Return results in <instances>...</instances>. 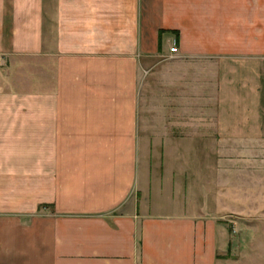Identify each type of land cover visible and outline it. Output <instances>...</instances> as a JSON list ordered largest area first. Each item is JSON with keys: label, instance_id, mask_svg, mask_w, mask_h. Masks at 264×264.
Segmentation results:
<instances>
[{"label": "crops", "instance_id": "1", "mask_svg": "<svg viewBox=\"0 0 264 264\" xmlns=\"http://www.w3.org/2000/svg\"><path fill=\"white\" fill-rule=\"evenodd\" d=\"M164 57L216 134L162 167L138 96ZM0 59V264H221L222 218L263 207L264 0H0Z\"/></svg>", "mask_w": 264, "mask_h": 264}, {"label": "rangeland", "instance_id": "2", "mask_svg": "<svg viewBox=\"0 0 264 264\" xmlns=\"http://www.w3.org/2000/svg\"><path fill=\"white\" fill-rule=\"evenodd\" d=\"M169 63L173 64L174 61L169 62V57H164L150 65L151 69L144 74L138 96L139 152L142 158L149 154L151 162L162 167L169 163V151L176 148L181 150L182 146L192 147L194 151L198 146L195 143L198 136L216 134L215 128L211 126L214 114L206 113L204 116L199 111L196 66L175 67L173 72L178 73L179 79L169 83ZM203 118L207 120L208 126L198 127V121ZM183 137L191 138L186 140V145L170 143ZM153 157L159 159L154 160ZM238 178H241V187L246 182L251 183L244 174ZM257 191L254 196L261 197L260 191ZM262 203L261 210L253 208L250 216L231 213L222 218L221 223L226 228L228 238L224 242L227 248L220 254L221 264H264Z\"/></svg>", "mask_w": 264, "mask_h": 264}, {"label": "built area", "instance_id": "3", "mask_svg": "<svg viewBox=\"0 0 264 264\" xmlns=\"http://www.w3.org/2000/svg\"><path fill=\"white\" fill-rule=\"evenodd\" d=\"M177 51H178V48H177V46H176V43H174V46L171 47L170 52H171V53H177ZM0 61H1V59H0Z\"/></svg>", "mask_w": 264, "mask_h": 264}]
</instances>
